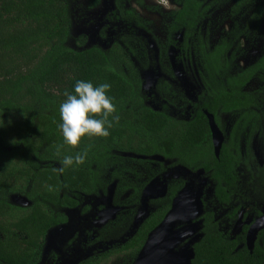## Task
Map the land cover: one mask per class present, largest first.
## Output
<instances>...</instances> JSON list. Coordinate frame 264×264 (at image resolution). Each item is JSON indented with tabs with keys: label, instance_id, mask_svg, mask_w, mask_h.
<instances>
[{
	"label": "trees",
	"instance_id": "1",
	"mask_svg": "<svg viewBox=\"0 0 264 264\" xmlns=\"http://www.w3.org/2000/svg\"><path fill=\"white\" fill-rule=\"evenodd\" d=\"M135 1L160 11L143 0ZM171 1L179 7L169 14L165 50L176 53L185 76L196 56L199 66L196 74H191L197 88L194 96L182 90V104L178 106L169 100L153 107L144 102L151 97L143 79L118 67L112 49L97 43L80 48L68 43L70 9L77 0H0V264H38L44 236L68 221L63 210L85 211L88 206L81 204L85 199L82 195L105 190L97 165L110 151H128L133 156L127 160L135 161L141 156L150 160L160 157L156 177L162 180L174 168H201L208 172L211 183H216L215 196L222 206L249 201L250 197L243 194L247 184H255L254 192H264V163L260 166L251 150L241 154L239 147L231 148L228 141L222 144L219 155H214L203 111L212 113L218 124L226 112L236 116L234 132L245 127L259 129L264 113L260 117L256 107L263 96L256 91L244 92L242 87L255 76L264 78V55L241 69L234 62L232 48L238 37L236 29L215 44L207 33L200 32L213 9L211 0ZM114 3L111 13L115 20L126 23L131 31L142 28L149 32L127 0ZM150 61L159 63L154 58ZM176 72L170 68L165 74L179 87L182 76ZM77 80L90 81L94 86L109 83L108 95L114 98V115L119 121L107 137L84 136L77 146L63 145L57 154V145L63 144L58 129L59 106L65 91L71 92ZM169 80H163L162 86L173 91ZM78 153H86L82 165L66 168L62 174L57 171L63 156ZM114 172L117 186H124L121 182L128 186L126 178ZM129 186L138 191L135 183ZM174 187L172 184L165 197L151 200L154 208L139 222L134 234L77 264H102L112 255L127 251L136 254L147 233L169 210ZM12 195L24 196L29 203L19 204L10 198ZM137 196L138 201L140 194ZM136 203L135 208L141 200ZM202 219L203 235L193 245L191 264H264V244L256 245L252 253L246 246L236 249L239 241L223 233L210 210ZM118 228L117 224L99 228L97 238L110 237ZM260 236L264 241V230Z\"/></svg>",
	"mask_w": 264,
	"mask_h": 264
},
{
	"label": "rangeland",
	"instance_id": "2",
	"mask_svg": "<svg viewBox=\"0 0 264 264\" xmlns=\"http://www.w3.org/2000/svg\"><path fill=\"white\" fill-rule=\"evenodd\" d=\"M95 1L96 0H77V5L70 9L71 21L68 43L76 48L87 47L90 44L97 43L112 49L118 67L125 72L131 70L143 79V87L146 86V91L149 92L148 94L151 96L150 101H152V103L157 105L160 101L171 100L175 102L176 106L182 104L179 94L182 93V90H185V93L191 92L192 86L194 85L191 73L193 71L194 74H196V67L199 66V63L196 56H194L192 69L187 72L189 75L187 74V76H185V70L180 66L176 53L171 50H165V27L170 19L169 14L176 10L179 5L171 0H145V5L160 9V11H158L149 10L144 5L141 6L137 4L135 0H132L131 7L149 29V32L146 33V30L142 28L137 30V32L135 30L131 31L126 23L114 19L111 14L112 9H115L114 0H98L97 4L94 5ZM211 1L213 2V9L210 15L206 17L201 24L200 32L207 33L211 39V43H215L219 37L224 35V31L229 28L231 20H229L230 16L225 10L228 4V2L226 3L227 0ZM260 1L264 3V0ZM262 44L263 40L258 39V37H253L249 41H242L240 46L242 60L240 64H245L247 60L249 61L255 58ZM158 46H160V48ZM116 55L119 57H116ZM152 58H154V60H159V70L154 67L155 64L151 63L152 61L150 60ZM170 68L172 70L176 68L178 77L182 76L181 82L178 83L179 87L175 86L174 84L176 83L169 80L165 74V72L168 73ZM145 76L150 81L149 83L152 81L150 85L148 81H145ZM165 79L171 81H168V83L172 85L173 91L172 89H164L162 82ZM222 121V124H225V132L228 133L232 118L227 117ZM259 143L261 142L254 141V153L259 160H264V143ZM130 156L133 155L128 151H110L109 157H106L105 161L97 165L100 170L101 181L105 182V190L96 189L90 194H81L87 202H92L94 204L100 202L97 204L100 206L95 205L100 210H103L107 203L109 187L112 183L115 184L111 188V202H113L111 205L117 207V211L114 213L116 217L113 218L114 215H110V217L107 218L108 221L105 220V223L107 228H111L116 224L119 225L120 228L110 232L113 234L112 236L105 237L104 245L111 241L118 243L126 237L129 227H131L134 217L136 216L137 209L139 208L136 207L134 209L135 205L137 206L136 202H140L141 200L139 198L137 201V193L142 195L146 186H150L151 184V186H153L151 192L160 193V190L165 188L164 179L162 180L156 177L157 170L160 167L158 164V159H161L160 157L150 160L145 156H141L139 157L140 160H127ZM126 165L127 168H124ZM179 169L180 168L172 169L173 176H175V173H177ZM114 170V174L126 178L125 180L128 186L124 182H121L124 186H117V182L113 180L114 176L112 172ZM131 183L136 184L138 191L133 190L132 187L129 186ZM192 192L193 193H190L191 195L194 194L195 190L193 189ZM10 198L22 204V198L19 195H12ZM146 200L148 207L151 206L153 202H151L152 198L147 196ZM118 207H120V209ZM63 213L67 215L68 223L63 227L50 229L44 236L38 251V264H55L59 262L60 259L58 257L65 251L64 246L66 243H71L73 235L77 237L78 235L84 236L85 234V236L89 238L93 232V229L85 225L81 227L77 225L80 219L85 216L84 211L79 208H72L63 210ZM70 217L73 219H70ZM129 217H131V219H129ZM140 249L136 252L137 254L140 252ZM137 254L132 253V251H127L111 256L102 264H134ZM69 259L70 258L67 257V260ZM76 259H78V257H76Z\"/></svg>",
	"mask_w": 264,
	"mask_h": 264
},
{
	"label": "flooded vegetation",
	"instance_id": "3",
	"mask_svg": "<svg viewBox=\"0 0 264 264\" xmlns=\"http://www.w3.org/2000/svg\"><path fill=\"white\" fill-rule=\"evenodd\" d=\"M131 2L132 0H127L128 5H131ZM227 2L228 4L226 5L225 10L229 14L230 16L229 20L231 21H230L229 28L226 31H224V35L227 36V34L233 29L237 30L238 37L233 42L234 46L232 47L234 50V55H235L234 62L236 63L238 67L243 69L247 67V65L255 62L256 59H258V57H261L264 55V3L260 0H227L226 3ZM144 4H145V0H144ZM252 36L258 37V39H262L263 44L260 46L259 50L257 51L255 58L249 61L247 60L245 64H240L242 60L241 58L242 53L240 51L241 43L244 40H248V41L251 40L253 38ZM165 39H166V35H165ZM215 43H212V44H215ZM159 65L160 64L157 63L155 64L154 67H156L159 70ZM145 81L146 82L148 81V83L150 82L146 76H145ZM151 83H149V85ZM144 88L146 90V86H144ZM196 88H197L196 85L192 86V90H191L192 96L195 95L194 92ZM242 90L244 92L256 91V92H259L260 96H263L262 102H260V104L258 105V108L256 107V114L262 117L264 113V78H262L261 76H255L251 78L242 87ZM144 102L148 103L150 106H153V107H157L159 105V103L156 105L152 103V101L150 100L146 101V99L144 100ZM203 111L206 117H207V113H210L206 111L205 109ZM227 117L232 118L228 133L225 132V129H224L225 124L224 125L222 124L223 122L222 120H224ZM233 117L231 116L230 112H226V114L224 113L223 115H221L222 119H221L220 124H218L215 121V118L213 115L214 121L218 129L221 131L223 135L222 144L224 142L230 141L231 144L229 146L231 148L239 147L241 154H244V151L246 152L247 149L251 150L252 155H254L256 162L259 163L261 166L264 163V160H259L258 157L255 155L254 153L255 150L253 149L254 148L253 143L254 141L264 143V121L260 120V124L262 127L260 126V128L255 131H252L251 128L249 127H245L244 129H241V131L234 132L232 128H233V123H234L236 116L234 117V119ZM233 133L234 135H232ZM210 138H211L213 153L215 155L211 130H210ZM222 144H221V147H222ZM247 162L251 163L252 161L248 160ZM179 168L180 169L177 173H175V176H173L174 174L171 171L169 172L168 177L163 180L165 183V188L163 190L164 194L161 195V190H160V193L150 192L149 193L150 195L149 194L147 195L151 197L152 200L158 197H165L169 191V188L172 189V184L175 186L174 187L175 194H174V197H172L171 199L169 210L165 213L161 221L155 227L150 229V231L147 233L146 238L149 236V234L153 233L155 230L160 228L162 224L165 223V220L168 218V216L170 215L172 211L171 209H172V203H173L174 198L180 192L184 191L188 193L187 197L193 199L195 202H201L202 204L201 209H200L201 214L193 218V217H190L189 214L180 213L177 217V220L176 221L173 220L169 224L168 227H172V229L175 231L174 233H177L176 231L178 230L184 229V227H186L189 224H191V226L194 225V229L190 226V230H188L186 234L182 233V231L178 234L179 235L178 243L176 244V247L174 250H177L181 246H184L186 243H189L190 246L193 247L194 243H196L202 237L203 235L202 215L207 210L208 211L210 210L212 212L213 220L218 223V225L223 230V233L229 239H234V240L239 241V244L236 249L246 246V248L249 249V251L252 253L256 245L262 246L264 244L263 238L260 236V234L264 230V225L261 229L258 230L253 246L251 248L249 247L250 243L248 241V232H249L250 227L255 225L257 220L264 217V192L262 190L259 192H254L253 189L255 187V184L254 185L245 184L246 186L243 191V194L250 197L249 201L239 200L241 202L237 201L235 203H232L229 205L225 204V206H222L218 203L217 198L215 196L214 187L216 183L212 184L211 183L212 181L208 179L207 177L208 172L203 171V169L201 168H195V169H188L185 167H179ZM256 182L261 185V182L259 181V179ZM257 187L259 186L257 185ZM193 189L195 190V192L193 195H191L190 193H193L192 192ZM140 199H141V195H140ZM98 203L100 202H96L95 204L97 205ZM112 203L113 202L108 201L107 199L105 208L103 210L102 209L100 210L97 207L100 205L96 206L94 203L87 202L85 199L82 201L81 204L88 206V207L84 211L85 216L82 219H80L77 225L80 227L82 225H85L86 227L93 229V232L89 238L88 236H85V234L84 236L78 235L77 237L73 235L72 238L74 240L71 241V244L68 242L66 243V245L64 246L65 251H63L61 255L58 257L60 261L56 262L55 264H77L79 262L82 263L88 256L95 254L94 256L97 257L98 253L106 249L108 251V248L112 247L113 244H115L114 242L111 241L110 243H107L106 245H104V239L97 238L98 236H100V233L97 232V229L99 228L102 229V227L103 229L107 228L105 220H107L106 217L108 215V211L107 212H103V211L105 209H109L112 206L111 205ZM118 208L120 209V207ZM153 208L154 207L152 205L148 207L146 197H145L144 202L141 201L140 206L137 209L136 216L134 217V221L131 224V227H129L128 233L126 235L127 237L134 234L137 231L136 228L138 227L139 222L143 218L148 216L150 211H152ZM67 209H71V208H66L64 210H67ZM115 217L116 215L113 216V218ZM70 219H73V218L70 217ZM67 223L68 221L64 225H62V227L65 226ZM221 223H223V225H221ZM195 238H197V240ZM122 241L123 239L119 242H122ZM118 254H121V253H118ZM73 256L78 257L79 260L78 259L76 261L70 260ZM67 257L70 258L69 259L70 261H65L67 260Z\"/></svg>",
	"mask_w": 264,
	"mask_h": 264
},
{
	"label": "clouds",
	"instance_id": "4",
	"mask_svg": "<svg viewBox=\"0 0 264 264\" xmlns=\"http://www.w3.org/2000/svg\"><path fill=\"white\" fill-rule=\"evenodd\" d=\"M110 88L111 85L107 82L94 86L90 81L77 80L71 92L65 91V99L59 106L58 125L63 144L57 145V154L63 145L77 146L84 136L109 135V129L119 121L118 115H114V98L108 95ZM2 125L3 121H0V126ZM85 158L86 153L63 156L61 167L57 171L62 174L66 168L82 165Z\"/></svg>",
	"mask_w": 264,
	"mask_h": 264
},
{
	"label": "water",
	"instance_id": "5",
	"mask_svg": "<svg viewBox=\"0 0 264 264\" xmlns=\"http://www.w3.org/2000/svg\"><path fill=\"white\" fill-rule=\"evenodd\" d=\"M207 118L212 133L214 152L215 155L218 156L223 140V135L221 131L218 129L214 121L213 115L207 113ZM114 185L115 184L112 183L109 187L108 201H111L112 199L111 188ZM151 185L146 186L144 193L141 195L142 202L145 201V197H147V195L151 192L153 188V186ZM163 190L164 189H161V195L164 194ZM187 194L188 193L182 191L174 198L171 209L172 211L170 215L168 216V218L165 220V223L162 224L160 228L155 230L153 233L149 234V236L145 239L140 249V252L136 256V260L134 264H191V260L194 257V250L189 243H186L184 246H181L177 250H174L176 244L178 243V237H179L178 234L181 231L182 233L186 234V232L190 230L191 224L187 225L182 230L176 231L177 233H174L175 231L172 229V227H168L173 220L174 221L177 220V217L180 213L189 214L190 217L193 218L201 214V210H200L202 205L201 202H195L193 199L187 197ZM20 197L22 198L21 200L22 204L26 205L29 203L24 196H20ZM107 211H108L107 217H109L110 215H113L117 211V207L111 206L109 209H105L103 212H107ZM263 225H264V217L257 220L255 225L250 227L248 232V241L250 243L249 246L250 248L253 246L258 230L261 229ZM191 227L194 229V225H192ZM195 239L197 240V238ZM70 260L76 261L77 259L75 256H73ZM70 260H65V261H70Z\"/></svg>",
	"mask_w": 264,
	"mask_h": 264
}]
</instances>
